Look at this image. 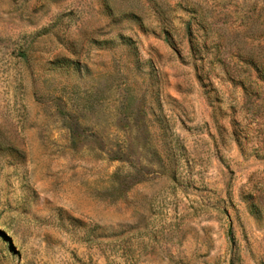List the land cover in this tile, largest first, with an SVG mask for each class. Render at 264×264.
Wrapping results in <instances>:
<instances>
[{
    "label": "rangeland",
    "instance_id": "rangeland-1",
    "mask_svg": "<svg viewBox=\"0 0 264 264\" xmlns=\"http://www.w3.org/2000/svg\"><path fill=\"white\" fill-rule=\"evenodd\" d=\"M0 264H264V0H0Z\"/></svg>",
    "mask_w": 264,
    "mask_h": 264
}]
</instances>
